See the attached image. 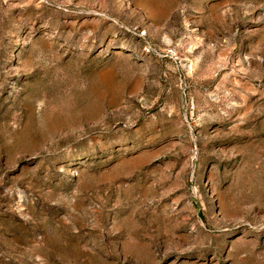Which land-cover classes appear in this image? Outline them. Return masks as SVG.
I'll use <instances>...</instances> for the list:
<instances>
[{
	"label": "rangeland",
	"instance_id": "1",
	"mask_svg": "<svg viewBox=\"0 0 264 264\" xmlns=\"http://www.w3.org/2000/svg\"><path fill=\"white\" fill-rule=\"evenodd\" d=\"M0 264H264V0H0Z\"/></svg>",
	"mask_w": 264,
	"mask_h": 264
}]
</instances>
